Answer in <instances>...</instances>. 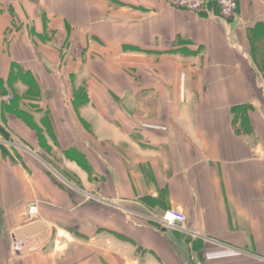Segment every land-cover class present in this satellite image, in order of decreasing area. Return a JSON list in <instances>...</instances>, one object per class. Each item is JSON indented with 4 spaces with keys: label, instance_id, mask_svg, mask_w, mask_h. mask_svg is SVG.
Listing matches in <instances>:
<instances>
[{
    "label": "crops",
    "instance_id": "1",
    "mask_svg": "<svg viewBox=\"0 0 264 264\" xmlns=\"http://www.w3.org/2000/svg\"><path fill=\"white\" fill-rule=\"evenodd\" d=\"M195 261L264 264V0H0V264Z\"/></svg>",
    "mask_w": 264,
    "mask_h": 264
},
{
    "label": "built area",
    "instance_id": "2",
    "mask_svg": "<svg viewBox=\"0 0 264 264\" xmlns=\"http://www.w3.org/2000/svg\"><path fill=\"white\" fill-rule=\"evenodd\" d=\"M168 3L175 8L183 9L195 13H206L211 18L229 20L236 16L240 0H168ZM39 216V206L37 202H31L28 209V220L33 221ZM187 222L186 215L179 210H167L161 218L162 226L177 227L183 229ZM16 252L21 251V247L14 241ZM186 264H206L202 261L189 262Z\"/></svg>",
    "mask_w": 264,
    "mask_h": 264
},
{
    "label": "rangeland",
    "instance_id": "3",
    "mask_svg": "<svg viewBox=\"0 0 264 264\" xmlns=\"http://www.w3.org/2000/svg\"><path fill=\"white\" fill-rule=\"evenodd\" d=\"M34 202H37V201H34ZM38 203V202H37ZM30 205V204H29ZM29 205H28V209H29ZM39 206V205H38ZM39 212H40V210H39Z\"/></svg>",
    "mask_w": 264,
    "mask_h": 264
}]
</instances>
